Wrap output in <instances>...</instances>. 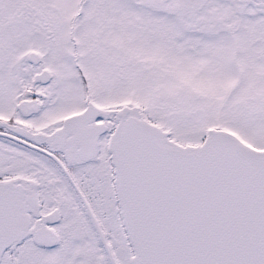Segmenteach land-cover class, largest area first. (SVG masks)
Masks as SVG:
<instances>
[{
	"label": "snow or ice",
	"instance_id": "obj_1",
	"mask_svg": "<svg viewBox=\"0 0 264 264\" xmlns=\"http://www.w3.org/2000/svg\"><path fill=\"white\" fill-rule=\"evenodd\" d=\"M0 264H264V0H0Z\"/></svg>",
	"mask_w": 264,
	"mask_h": 264
}]
</instances>
